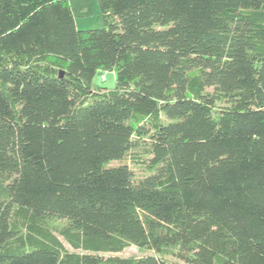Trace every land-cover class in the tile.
Returning <instances> with one entry per match:
<instances>
[{"label":"trees","instance_id":"obj_1","mask_svg":"<svg viewBox=\"0 0 264 264\" xmlns=\"http://www.w3.org/2000/svg\"><path fill=\"white\" fill-rule=\"evenodd\" d=\"M98 3L0 0V264H264V0Z\"/></svg>","mask_w":264,"mask_h":264},{"label":"rangeland","instance_id":"obj_2","mask_svg":"<svg viewBox=\"0 0 264 264\" xmlns=\"http://www.w3.org/2000/svg\"><path fill=\"white\" fill-rule=\"evenodd\" d=\"M76 27L78 30L100 29L103 23L100 21V7L98 0H69ZM104 77V78H103ZM102 75L98 74L94 81V87L106 88L113 90L116 87L115 72H104ZM145 253L140 252L136 247H130L120 253L122 257H140Z\"/></svg>","mask_w":264,"mask_h":264},{"label":"built area","instance_id":"obj_3","mask_svg":"<svg viewBox=\"0 0 264 264\" xmlns=\"http://www.w3.org/2000/svg\"><path fill=\"white\" fill-rule=\"evenodd\" d=\"M104 78V77H103Z\"/></svg>","mask_w":264,"mask_h":264}]
</instances>
